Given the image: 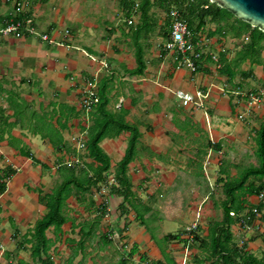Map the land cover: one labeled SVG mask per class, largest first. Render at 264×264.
I'll return each mask as SVG.
<instances>
[{"label":"crops","instance_id":"1","mask_svg":"<svg viewBox=\"0 0 264 264\" xmlns=\"http://www.w3.org/2000/svg\"><path fill=\"white\" fill-rule=\"evenodd\" d=\"M15 1H0V25ZM29 2L54 42L0 36V264H43L33 255L34 227L49 210L43 196L69 168L90 177L89 191L80 195L74 186L67 221L46 231L53 264H81L87 255L97 264V253L106 264H216V238L239 250L229 264L247 261L241 254L264 264V173L255 139L264 107L246 111L235 93L264 88V49L262 61L251 62L242 52L249 33L237 22L210 21L192 36V68L166 48L169 27L165 38L157 35L158 10L171 24L175 7L153 5L147 26L139 0ZM88 80L107 109L140 132L125 184L118 171L129 130L100 142L110 160L101 177L89 155ZM180 94L194 98L184 103ZM4 170L11 176L3 179ZM193 223L196 242L187 232Z\"/></svg>","mask_w":264,"mask_h":264},{"label":"trees","instance_id":"2","mask_svg":"<svg viewBox=\"0 0 264 264\" xmlns=\"http://www.w3.org/2000/svg\"><path fill=\"white\" fill-rule=\"evenodd\" d=\"M153 5L159 6L167 12L171 8H177L182 16L188 21L189 27L192 30L193 34L196 29L202 28L207 24V22L214 21L216 23L217 21L219 23L223 21L225 22V24H228V20L231 17H235L231 12L220 7L217 3L213 4V2H211L210 0H195L191 3H188V0H139V8L143 17V22L147 26L149 20V11L151 10ZM235 18L237 21L240 20L237 17ZM240 21L243 22V24L238 23L240 25L241 31L249 33V41L244 46V48H242V52L250 58L251 62L260 63L262 61V50L264 49V31L260 30L258 27H253L247 22H244L242 20ZM165 25L169 27L170 20L167 21ZM163 34L167 36L168 30H166V28L163 30ZM137 58L139 65H141L140 56L138 55ZM106 106L107 100L103 99V96H99V101L92 107V109L94 108V119L93 124L89 130V138L86 141L87 149L89 151V155L96 161L100 162V172H98L97 175L101 177L103 170L108 169L110 160L103 149L100 147V142L107 136H114L119 134L121 131L129 130L131 132V137L129 139V144L126 149L125 156L119 162L118 171V175L121 176V181L125 184L127 165L136 154L135 148L138 138L140 137V132L131 124L126 123L123 119V116L109 111ZM255 139L257 143V154L261 160L259 173L262 174L264 173V122L261 123ZM11 174V171L4 170V172L2 173V178H8L11 176ZM87 180H90V177H88L86 173L81 172L80 174H77L75 169L69 168V170H67L63 175L62 182L57 185L51 193L43 196V201L47 202L49 210L43 218L38 220L34 227L35 243L33 250L34 257L39 256L40 258H42L43 264H53L51 256L48 253L52 242L46 235L47 229L53 225L56 229L61 230L62 225L67 221V217L64 216L63 213L68 197L72 194L74 186L76 190L80 192V195H83V193L89 191ZM4 189L5 183L2 182L0 184V190ZM226 215H230L228 208H226ZM197 230L194 232L195 238L193 241L195 242L197 240ZM216 242V246H223L220 248V250H218V248H216L215 246L217 258L216 264H229L230 260H232V262L234 263L232 257H234L239 252V250H236L237 248L231 249L225 247L223 244L218 243V238H216ZM43 255L45 257H42ZM241 257L246 258L247 261L239 260L237 261V264H246V262L248 264H260V262L255 260V258L251 255H248V257H244L241 254ZM73 258L74 255L71 256V259Z\"/></svg>","mask_w":264,"mask_h":264},{"label":"built area","instance_id":"3","mask_svg":"<svg viewBox=\"0 0 264 264\" xmlns=\"http://www.w3.org/2000/svg\"><path fill=\"white\" fill-rule=\"evenodd\" d=\"M1 1V0H0ZM195 0H188V3L194 2ZM30 2L29 0H16L14 5V13L6 18L0 25V36H13L17 38L23 37H38L41 40L54 42L52 38L46 32L39 30L33 14L30 13ZM171 24L169 26L170 40L166 44L168 50H174L180 54H183L181 64H185L188 67L194 68V63L187 53L193 49L192 36L193 32L189 27L188 21L183 18L177 8L172 9L171 13ZM132 21L129 20V23ZM66 36L69 35V30H65ZM237 94H242L245 98L247 110L257 109L264 107V88L257 90H251L248 92L236 91ZM201 93H197V97H201ZM184 103L193 100V96L188 94H180ZM99 101L98 92L96 90V81L88 80V86L86 87L85 94L83 95L82 104L86 110H91L92 107ZM240 118L245 117V113L239 115ZM260 198L264 200V187L260 191ZM257 212V209H253ZM232 214H234L232 212ZM198 223H193L187 228V232L190 235V240H194V232L197 230ZM178 264H187V259H183Z\"/></svg>","mask_w":264,"mask_h":264},{"label":"water","instance_id":"4","mask_svg":"<svg viewBox=\"0 0 264 264\" xmlns=\"http://www.w3.org/2000/svg\"><path fill=\"white\" fill-rule=\"evenodd\" d=\"M238 19L264 31V0H210Z\"/></svg>","mask_w":264,"mask_h":264},{"label":"rangeland","instance_id":"5","mask_svg":"<svg viewBox=\"0 0 264 264\" xmlns=\"http://www.w3.org/2000/svg\"><path fill=\"white\" fill-rule=\"evenodd\" d=\"M214 4V3H213ZM165 14H164V12L162 13L161 11H159L158 10V13H157V23H158V28H157V35H158V37H160V38H165L166 36L163 34V30L166 28V30L168 29V27H167V25H165L164 24V22H165ZM230 21H232V24H234V23H240V24H243V22H241L240 20L239 21H237L236 20V18L235 17H231L230 19H229ZM230 21H229V24H230ZM238 43H240L241 44V42L239 41ZM251 87H255L256 86V84H252V85H250ZM70 253H72V252H70ZM54 255L56 256V255H60V258L62 259V260H65L66 258H67V256H68V254L67 253H61V254H56V253H54ZM104 256H106V255H104ZM97 257H99L95 262H97V264H106V259H104V260H101V257H102V255L100 254V253H97ZM89 257H88V255L86 256V257H84L83 259L85 260V261H81L82 263L81 264H92L91 262H89L87 259H88ZM56 259H58L57 257H56ZM82 258H78L77 259V261H79L80 262V260H81ZM108 260H111V259H109L108 258ZM74 263V262H73ZM61 264H63V262L61 263Z\"/></svg>","mask_w":264,"mask_h":264}]
</instances>
